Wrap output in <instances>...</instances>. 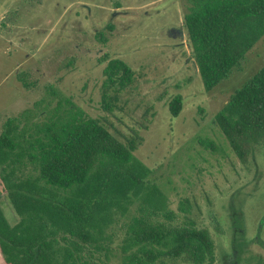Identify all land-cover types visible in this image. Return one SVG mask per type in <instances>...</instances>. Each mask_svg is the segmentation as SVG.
<instances>
[{
    "label": "trees",
    "instance_id": "obj_1",
    "mask_svg": "<svg viewBox=\"0 0 264 264\" xmlns=\"http://www.w3.org/2000/svg\"><path fill=\"white\" fill-rule=\"evenodd\" d=\"M183 7L194 61L205 91L212 92L243 70L264 38V0H183ZM100 39L106 41L104 34ZM105 76L102 108L113 114L133 70L115 59ZM19 81L26 86L23 75ZM50 94L39 114L26 110L2 126L0 181L19 221L12 226L0 204V264H214L210 232L193 220L174 223L155 172L135 156L142 137L120 136L52 87ZM183 106L178 95L169 112L178 117ZM214 123L247 164L264 145V67L230 97ZM121 222L126 229L114 247Z\"/></svg>",
    "mask_w": 264,
    "mask_h": 264
},
{
    "label": "rangeland",
    "instance_id": "obj_2",
    "mask_svg": "<svg viewBox=\"0 0 264 264\" xmlns=\"http://www.w3.org/2000/svg\"><path fill=\"white\" fill-rule=\"evenodd\" d=\"M247 57L242 71L206 92L184 27L183 0H0V133L23 111L39 114L51 87L88 116L111 123L120 136L137 132L143 142L135 156L155 172L174 223L189 219L208 230L215 264H222L232 239L230 212L250 213L264 203V145L243 164L214 123L230 97L264 67V38ZM115 59L130 66L133 79L120 109L109 114L102 108V86ZM178 95L184 106L173 117L169 103ZM0 204L16 225L1 181ZM125 229L123 222L115 228L114 247ZM249 237L250 254H261L253 246L256 235Z\"/></svg>",
    "mask_w": 264,
    "mask_h": 264
},
{
    "label": "flooded vegetation",
    "instance_id": "obj_3",
    "mask_svg": "<svg viewBox=\"0 0 264 264\" xmlns=\"http://www.w3.org/2000/svg\"><path fill=\"white\" fill-rule=\"evenodd\" d=\"M251 209L253 211L250 213L247 209L232 210L230 212L232 217L230 224L232 239L229 238L228 240V251L222 260V264H264V245L261 244V235L264 233V203L256 209ZM251 233L256 235L253 246H260L261 248V254L259 255L252 256L250 254L248 238H250Z\"/></svg>",
    "mask_w": 264,
    "mask_h": 264
}]
</instances>
